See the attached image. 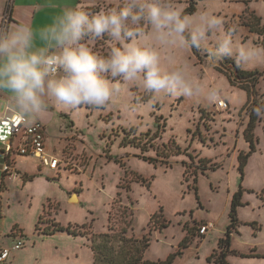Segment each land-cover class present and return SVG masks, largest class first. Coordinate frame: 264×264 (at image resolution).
Wrapping results in <instances>:
<instances>
[{"label": "rangeland", "instance_id": "obj_1", "mask_svg": "<svg viewBox=\"0 0 264 264\" xmlns=\"http://www.w3.org/2000/svg\"><path fill=\"white\" fill-rule=\"evenodd\" d=\"M207 2L242 43L264 45L258 33L264 29V0H187L188 7L195 3L196 10ZM113 6L115 0H96L95 6L84 7L97 12ZM107 39L98 40L95 50L104 51ZM199 54L189 51L187 57L196 75L217 89L215 99L150 97L133 89L129 101L148 105L147 112L135 113L118 105L58 109L49 102L40 120L47 131V154L61 164L53 171L35 157H26L17 165L13 161L11 171L4 173L14 176L0 189V248L10 251L7 264H94L91 234L106 233L110 216L116 227L124 209L134 213L129 236L141 238L151 230L144 261H166L175 255L173 264H214L212 255L231 225V203L239 191L242 206L231 238L236 254H229L227 262L264 264V114L254 130L256 151L243 176L238 157L251 148L244 136L248 95L232 84L234 66L239 67L231 58L213 64ZM239 69L263 73L256 91L264 104V65ZM218 99L226 100L229 109L219 110ZM131 129L154 146L145 153L123 146ZM164 146L173 151L168 164L154 151L159 147L162 152ZM25 175L35 179L24 182ZM73 196L77 199L71 200ZM155 215L162 216L168 227L151 225ZM53 221L63 227L79 226L86 235H40ZM206 224L213 228L199 238L198 230ZM189 230L195 236L184 249ZM18 244L21 249L14 250Z\"/></svg>", "mask_w": 264, "mask_h": 264}, {"label": "clouds", "instance_id": "obj_2", "mask_svg": "<svg viewBox=\"0 0 264 264\" xmlns=\"http://www.w3.org/2000/svg\"><path fill=\"white\" fill-rule=\"evenodd\" d=\"M115 5L97 12L65 7L42 27L0 21V94L20 116L42 117L49 101L69 109L118 105L147 112V104L129 101L133 89L150 97L215 99L217 89L196 75L189 51L213 64L231 58L242 69L264 65V45L242 43L210 2L192 14L187 0ZM105 37L104 51L95 50Z\"/></svg>", "mask_w": 264, "mask_h": 264}, {"label": "trees", "instance_id": "obj_3", "mask_svg": "<svg viewBox=\"0 0 264 264\" xmlns=\"http://www.w3.org/2000/svg\"><path fill=\"white\" fill-rule=\"evenodd\" d=\"M187 13L192 14L196 11L195 3H191L187 8ZM257 31V30H255ZM258 33L264 38V29H258ZM195 56L200 57L199 52L193 53ZM226 62H228L226 60ZM263 73L259 71L256 72H244L234 66V74L232 77V84L238 85V87L247 92L249 106V123L245 130V140L250 145V153L240 154L238 157L239 167L238 170L244 176L245 168L248 164V160L252 153L256 151L254 145V130L257 123L260 121V115H257V110L261 112L264 107V104L260 102L256 88L259 84L260 78H262ZM136 130L131 129L129 133L126 132L127 136L123 140V146H133L136 148H141L142 153L148 151L149 147H153L151 140L144 142L141 138L135 136ZM131 135V136H130ZM134 135V137H132ZM132 137V138H131ZM161 152L159 147L154 151L157 153V156L162 158V163L168 164V158L173 154L172 149H169L166 146L163 147ZM178 152V153H177ZM177 154H181L180 149L177 151ZM145 160L152 162V159L143 157ZM35 179V176H23L24 182H32ZM242 191H239L233 198L231 203V212L230 219L231 225L229 226L226 235L223 239L220 240L218 249L213 253L212 259L214 264H229L227 262V257L229 254H236L234 251H231V238L233 231L238 225L237 219V209L242 206L241 203ZM1 206V205H0ZM1 213V209H0ZM122 218L117 221V228L113 226L112 216L109 218L108 231L104 234L95 235L91 234V249L94 254V264H173L175 255L168 258L166 261L158 262H146L144 261L145 253L150 248L151 245V230L148 234L142 236L141 238H136L134 235L129 236V232L132 230L131 225L133 221V210L124 209L122 213ZM42 218V217H41ZM40 218V221H41ZM162 216L155 215L152 217L151 225L155 228H167L168 225L165 224L167 221H161ZM39 221V222H40ZM85 228V227H84ZM201 228V227H200ZM198 230V237L204 239L205 236L200 235ZM81 227L68 226L63 227L57 222H54L51 225H48L47 228L40 234L43 236H54L57 233H68L71 236H85L86 233L81 232ZM132 232V231H131ZM191 232V233H190ZM193 231H188L187 237L184 239L181 247L186 249L192 240L194 239ZM89 235V234H87ZM182 253L179 252L178 255ZM250 257V256H249Z\"/></svg>", "mask_w": 264, "mask_h": 264}, {"label": "built area", "instance_id": "obj_4", "mask_svg": "<svg viewBox=\"0 0 264 264\" xmlns=\"http://www.w3.org/2000/svg\"><path fill=\"white\" fill-rule=\"evenodd\" d=\"M219 110H228L229 104L226 100L218 99L216 102ZM17 141V149L14 143ZM0 155L6 159L3 171H11L10 157L16 153L21 156L35 157L40 160L42 166L57 170L61 161L55 157H49L46 147L45 126L39 120H30L15 113L11 116L0 118ZM213 228L212 224H206L200 228V235L206 236ZM21 244L15 246L14 250H20ZM10 257L9 250L0 251V264H7Z\"/></svg>", "mask_w": 264, "mask_h": 264}, {"label": "crops", "instance_id": "obj_5", "mask_svg": "<svg viewBox=\"0 0 264 264\" xmlns=\"http://www.w3.org/2000/svg\"><path fill=\"white\" fill-rule=\"evenodd\" d=\"M55 3L57 6H49L48 0H0V21H10L17 24H29L34 27H42L48 23H51L52 18L56 14H58L62 8L75 7L77 4H82L83 6L92 7L96 5V0H55ZM49 102L51 103V105H53L54 108L61 109V106L55 103L54 101H49ZM55 105L57 107H55ZM0 106L3 107V109L0 110V118L5 116H11L17 113L12 108L9 99L4 94H0ZM31 120H39L40 122H42L40 118L31 119ZM45 131H46V127H45ZM46 147H47V131H46ZM0 149H4V146H1ZM14 149H17V141H15L14 143ZM26 157L28 156H21L16 153H13L11 154L10 157V164L12 165L13 161H15V164L17 165L18 160H21L22 158H26ZM5 163H6V159L2 158V156L0 155V178H1L0 189L3 187L4 183L7 186V183L14 177V176L4 177L3 167ZM2 193H3L2 190H0V205H1L0 209H3L2 208L3 204L1 200ZM1 215L2 214H0V216ZM1 250H6V249L0 248V251Z\"/></svg>", "mask_w": 264, "mask_h": 264}, {"label": "water", "instance_id": "obj_6", "mask_svg": "<svg viewBox=\"0 0 264 264\" xmlns=\"http://www.w3.org/2000/svg\"><path fill=\"white\" fill-rule=\"evenodd\" d=\"M74 198H75V196H73V197L71 198V200H74Z\"/></svg>", "mask_w": 264, "mask_h": 264}, {"label": "bare ground", "instance_id": "obj_7", "mask_svg": "<svg viewBox=\"0 0 264 264\" xmlns=\"http://www.w3.org/2000/svg\"><path fill=\"white\" fill-rule=\"evenodd\" d=\"M77 199L76 197L74 198V200Z\"/></svg>", "mask_w": 264, "mask_h": 264}]
</instances>
